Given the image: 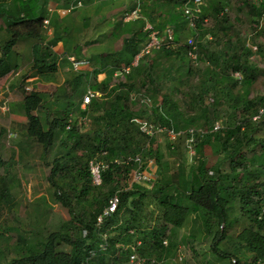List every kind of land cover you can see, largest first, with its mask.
Instances as JSON below:
<instances>
[{
	"label": "trees",
	"instance_id": "trees-1",
	"mask_svg": "<svg viewBox=\"0 0 264 264\" xmlns=\"http://www.w3.org/2000/svg\"><path fill=\"white\" fill-rule=\"evenodd\" d=\"M73 1L0 0V79L19 67L12 63L11 54L20 40L28 38L34 41L31 61L32 73L39 77L38 79L49 83L55 82L60 58L55 47L61 44L65 48L68 42L60 32L62 28L58 23L59 14L50 12L49 9L50 7L65 8ZM82 1L88 3L96 0ZM142 1L144 4L142 12L150 19L154 29L159 32V36L165 37V30L169 27L173 29L175 35L174 47L156 51L155 60L166 62L160 69L151 64H145L133 67L134 70H132L137 74L144 70L147 80L145 83H147L150 93L161 98V102L157 99L154 105L157 121L180 132L197 125L203 117L209 118L208 114L210 113L215 118L217 112L215 101H213L211 109L204 106L200 109L201 113L190 116L187 120L184 119L179 102L174 99V93L179 92L176 84H187L193 90L189 80L192 69L186 61L191 48L188 41L191 37L198 40L207 35L208 32L200 34L198 32L202 29L201 23L204 18L208 17L204 13L202 14L198 24L199 30L195 31L189 27L184 16L183 7L188 0ZM162 4L165 6L164 16H161L163 17L162 21L157 22V18L150 14L151 8ZM230 4L231 0H210L212 15L217 21L216 25L219 24L218 30L211 33L216 42L219 41L218 33L226 34L227 32L226 25L229 24L230 18L226 8ZM205 8L207 6H204L203 10ZM244 8L246 13L254 18L253 22L260 24L264 19V4H256L254 0H242L239 9L244 10ZM47 19L49 28L53 29L54 37L52 39H49L46 34L48 29L44 26V21ZM138 23L140 24V22ZM144 24L142 21L143 28ZM139 26H132L120 21L118 30L125 33L121 49L100 56L91 73L74 70L75 73H72L71 77L56 89V99L64 96L67 112L64 115H57L49 123V129L44 128L42 119L37 113L43 110L44 94L32 91L29 96L25 97L22 110H24L28 121L27 134L42 145L43 155L49 152L58 136H60L63 145L65 144L69 148L67 156L56 158L53 162L48 182L54 189L57 200L68 210L71 218L68 225L63 226L61 230L49 233L45 241L35 245H25V256L21 259H14L11 264H119L117 261L124 264L128 262L133 253L130 248H127L132 245L137 247L136 252L142 258H145V252L150 250L162 249L163 252L170 253L176 246L171 242L169 247L164 246V240L167 238L164 234L167 230L174 234L177 229L183 228L193 214H198L207 234L212 236L213 255L221 260L232 259L230 264H241V260L235 252L230 253L228 249H221L222 244L228 239V230L234 225L230 214L237 201L240 205L241 216L247 222V226L237 235L235 245L232 246L235 248L233 250L237 251V246L243 247L253 255L252 264H264V215H261L264 206V139L255 137L257 133L264 130V114L258 120H254V117L259 114V110L264 107V96L251 99L249 90L242 94L234 93L239 82L232 79L233 73L241 72L243 75L241 84L246 87L257 80L260 71L251 63V58L254 56L253 49L239 42L232 47L231 53L227 50L222 51V49L209 51L203 43L198 41V51L199 53L206 51L203 55L210 65V68L204 72V76L209 79L204 77L199 80L198 102L203 105L206 95L211 90H215L218 84L223 85L221 87L222 99H218V107L222 101L227 102L233 111L240 112L243 121L234 127L222 128L219 132L213 133L211 131L214 124L205 127V130L209 132L203 137H198L193 157L194 164L191 165L185 176H183V172L171 175L169 174L170 165L162 163L163 154L154 147L153 143L156 142V139H150L141 133L138 126L132 122L136 117L145 118V111L141 109L144 107H140L131 98L137 91L135 74L133 72L128 74L126 82L113 83L117 70L123 65H131L148 38L149 32H143L142 29L138 31ZM64 29L66 30V28ZM184 29L189 31V35L183 34ZM227 42L231 47L232 42L229 39ZM257 51L264 54L262 46L258 47ZM67 63L71 65L68 59ZM71 67L73 68L72 65ZM211 67L215 69L213 70ZM101 74H106V78L99 81L98 77ZM91 78L94 82L91 86L92 89L101 92L103 97L93 99L86 109H82L84 88L91 82ZM167 81L170 82V85L165 84ZM80 91L82 99L79 103L74 104V97ZM137 106H139L138 109ZM70 107L71 109H69ZM73 113L80 115L77 120L72 118L71 114ZM82 119H85L87 123L92 122L94 128L88 132L80 133L77 130V125H83ZM71 120V128L67 129ZM61 133L67 134L62 136ZM164 136L166 137V135ZM182 140L185 145L184 149L188 153L185 144L186 136L180 134L174 142L169 140L171 154L181 155L180 149L175 144ZM69 141L73 142L71 146L68 145ZM208 147H212L217 155L223 154V158L215 165H209L205 152ZM79 150L82 151L80 156L77 154ZM137 154L142 155L145 164L152 159L158 166L159 175L151 190L148 189L147 184L133 183L131 188L120 192V179L131 175L133 167L111 164L103 173L102 186L95 188L108 187V191L93 196L90 210L83 207L80 211L77 209L79 203H75L72 197L75 191L73 186L65 187V184L64 186L60 184L61 178L65 176V171L72 167L73 162L76 160L82 162L78 169V178L83 187L78 200L82 196L86 198L93 191L89 182L91 181L89 166L92 160L110 162L117 157ZM227 163L229 172L224 173ZM4 164L0 157V167ZM117 192L120 197L117 212L106 219L101 227H98L99 216L104 207L109 204L110 198ZM6 193L7 191L4 190L2 197H5ZM150 193H153L161 215L155 220L154 228L151 231H146L148 221L141 217V211L144 205L143 200ZM200 229L201 224H199ZM131 230H134L135 233L131 234ZM135 234L138 237L133 236ZM104 236H107L108 247L106 250H109V253H101L90 259L91 254L96 250L106 251L100 247L104 243ZM192 236L190 241L195 242L198 235L193 232ZM138 239L143 240V247L137 246ZM152 239L155 240L154 244ZM183 242L187 244V241ZM64 246L69 250H63ZM115 256L121 258L114 259ZM145 264H157V261L147 259Z\"/></svg>",
	"mask_w": 264,
	"mask_h": 264
},
{
	"label": "rangeland",
	"instance_id": "rangeland-1",
	"mask_svg": "<svg viewBox=\"0 0 264 264\" xmlns=\"http://www.w3.org/2000/svg\"><path fill=\"white\" fill-rule=\"evenodd\" d=\"M205 1L207 8L203 10V13L209 18V21L206 25L201 23L202 29L199 30L198 33H208L203 39L198 40L200 43H203L205 48L209 51H220L222 49V51L227 50V52L231 53L232 47L239 42L252 48L254 56L251 58V63L259 69L260 74L257 80L250 86L246 87L239 83L234 89V93L242 94L244 91L249 90V98L251 99L264 96V54H260L259 51H257L258 47L262 46L264 53V19L261 20L260 24L253 22L254 18L246 13L245 8L244 10L239 9L242 0H231V4L226 8L230 18L229 24L226 25L228 28L227 32L226 34L221 32L218 33L219 41L216 42L211 33L212 31L216 32V30H218L219 24L216 25L217 21L214 20L212 15L213 11L210 8V0ZM140 3L141 9H143V1L140 0ZM134 5H137L136 0H100L88 3L83 1V6L81 8L72 11L64 17L59 15L58 23L62 28L60 32L62 37L66 38L65 41H67L68 44L65 48L62 45L64 48L63 54H58L60 57L59 70L55 75L56 80L53 83L38 79L39 77L32 73V46L34 44L32 39L26 38L20 40L18 46L14 50L15 52L11 54L12 63L19 67L14 69V71L5 78L0 79V103L1 100L7 101L9 108V112L5 114L0 113V157L5 163L4 166L0 167V264H11L14 259L23 258L26 254L25 245H35L45 241L49 233L61 230L63 226L68 225L71 218L68 210L57 200L54 189L48 182V176L51 174L53 162L56 158L67 156L69 154V148L67 145H63L60 136H58L49 152L43 155L42 145L27 134L28 121L24 114V110H22L25 97L29 96L33 90L44 94L43 98L45 104L43 110L37 113L42 119L44 128L49 129V123L52 122L57 115H64L67 112L65 107L66 103L63 99L64 96L56 99L55 95L56 89L63 85L64 80L71 77L72 73H75L71 65L67 63V54L89 61L91 65L90 70H81V72L91 73L100 56L121 49L125 40V33L118 30V23L120 21L132 26L140 25L138 31L142 29L143 32L147 24L153 26L150 19L145 16L143 12L141 18L138 20L130 22L124 21L125 13L135 8ZM164 8L165 6L163 4L151 8L152 12L150 14L152 17L157 18V22L162 21L163 17L161 16H164ZM142 21L145 23L144 28L143 25L141 26ZM138 22H140V24ZM64 28H66V30ZM46 34L49 39L54 37L53 35H48V30ZM183 34L189 35V31L184 29ZM228 39L232 42L231 47H229V43L227 42ZM77 46H79V50ZM144 47L143 44L136 56H140L138 65L143 66L145 64H151L157 67V69H160L166 64V62L161 60H155L154 56L157 52L149 53L150 55L144 53V55L142 54L141 56ZM56 48L57 47H55V50ZM204 53H206V51H204ZM204 53H199L196 62L189 56L187 57L186 61L192 69L189 80L193 90L190 89L187 84H176L179 92L174 93V99L179 102L184 114V119L187 120L190 116L201 113L200 109L204 106L211 109L213 107V101L217 103V106H215L217 109L215 118L212 117L210 113L208 114L209 118L203 117L197 125L189 128L205 129V127H209L216 122H219L220 126L223 128L234 127L241 123L243 118L240 116V112L233 111L227 102L222 101L218 107V102L220 98L222 99L221 87L223 85L218 84L215 90H211L208 95H206L203 105L198 102L197 96L200 93V89L197 87L200 83L199 80L205 77L204 72L210 68L206 57L204 58ZM134 74L137 84V91H135L134 94L144 92L152 97L150 98V106L146 107L139 105L140 107H144L141 109L145 111V119L160 124L154 114V105L157 101L161 102L160 96L150 93L149 88H147V83H145L147 80L144 70L141 71L140 74L136 72ZM126 77L127 75L125 77H115L113 83L118 84L126 82ZM91 79V82L84 88V94L88 88L92 89L91 86L94 82L93 78ZM100 79L101 77L99 76L98 80ZM207 79H209V77H207ZM232 79L236 81L234 76ZM165 84L170 85V82L167 81ZM224 93V95H226V92ZM154 97H156V99H154ZM81 99L82 96L80 91L74 97V104L79 103ZM139 106H137V109ZM69 109H71V107ZM71 115L74 120H77L80 116L78 113H73ZM15 116L20 117L16 118ZM77 127L80 133H85L93 129L94 124L89 122L82 126L77 125ZM66 134L67 133H61L60 135L63 136ZM255 137L257 139H264V130L257 133ZM72 143V141H69L68 145L71 146ZM153 144L154 147L158 148L163 154L162 163L170 165L169 174L171 175L177 172H183V176H185L191 165L194 164V159H192L184 149L185 145L183 140L175 144V146L180 149L179 153H181V155L171 154L169 150L171 143L164 135L156 139V142L154 141ZM205 152L208 156L210 166L215 165L223 158V154L217 155L212 147H208ZM77 154L80 156L82 151L79 150ZM149 161H152V164H150ZM81 165L82 162L78 160L74 161L72 167L65 171V176L61 178L60 182L63 186L65 184V187L67 185L73 186L75 191L72 197L75 203H79L77 209L80 211H82L83 207L90 210L93 196L108 191V187L95 189L96 187L89 181L93 191H91L86 198L82 196L81 199L78 200V197L81 196V189L83 187L78 178V169ZM145 166L149 171L154 173V177H158L159 171L156 162L150 159ZM228 172L229 167L227 163L224 168V173ZM120 181L121 185L119 191L123 192L131 188L133 176L131 174L127 176V178L123 177ZM154 182L155 181L147 184L149 190L152 189ZM4 190H6L7 193L5 197H2V192ZM143 203L141 217H144V220L148 221L146 231H151L154 228L153 225L155 224V220L161 215V211L155 202L153 193L148 194L143 200ZM230 217L231 220H234V225L228 230V239L222 244L221 249H228L230 253L235 252L236 256L241 260V264H252V254L243 247L237 246V251L233 250L235 248L232 247L233 244L235 245L237 235L247 226V222L241 216L238 201ZM199 224H201L200 230ZM193 232H195V235H198L195 242L190 241L193 238ZM133 233H135L134 230H131V234ZM172 234L173 233L169 230L164 234V236L166 235L168 238L165 237L166 239L164 241H166L167 244H164V246L169 247L170 242L176 246L170 253L163 252L162 249L156 251L150 250L145 252V258H143L146 260H156L157 264H230L232 260H221L213 255L211 250L212 236L207 234L198 214L190 216L186 225L181 229H177V231L173 235ZM133 236L138 237L137 234ZM183 241H187V244ZM136 243H140V247L144 245L142 239H138ZM152 243H155L154 239H152ZM62 249L69 250V248L65 246L62 247ZM167 251L169 250L167 249ZM95 253L98 256L101 253H109V250L104 252L96 250ZM117 257L121 258L120 256H115L114 259H117ZM117 262L120 264L119 261Z\"/></svg>",
	"mask_w": 264,
	"mask_h": 264
},
{
	"label": "built area",
	"instance_id": "built-area-1",
	"mask_svg": "<svg viewBox=\"0 0 264 264\" xmlns=\"http://www.w3.org/2000/svg\"><path fill=\"white\" fill-rule=\"evenodd\" d=\"M256 4H264V0H254ZM137 5L135 6L134 9L128 11L124 15V21L125 22H130L133 20H138L142 16V9H141V3L140 0H136ZM83 6V1L82 0H74L68 7L65 8H50V12H57L60 16H66L72 11H75ZM206 6L205 0H188L185 6L183 7L184 11V16L186 20L188 21L189 27L195 31H198V24L201 21V17L203 14V7ZM209 21V18H204L203 24L206 25L208 24L207 22ZM44 26L48 29V35L53 34V29L49 28V20L44 21ZM145 31L149 32L148 38L146 42L144 43V49L141 52L144 55V53L151 54L156 51H160L163 48H172L175 45L174 43V31L172 28H167L165 30V37H160L159 32L154 29L152 25L147 24L145 27ZM198 35V34H197ZM198 40L195 37H191L188 41L189 46L191 47L188 55L191 59H193L194 62L198 60V55H199V49L197 46ZM149 54V55H150ZM67 59L70 61L71 65L73 66V69L75 71H81V70H90V63L87 60L84 59H77L74 56L67 57ZM140 60V56L136 57L134 59V63L132 62L130 66H122L119 70L114 75L115 77H120V76H126L130 74V72L133 70V67L138 66ZM235 78L239 81L242 80V74L237 72L235 73ZM103 97V94L99 91H94L91 88H88L86 90V93L83 97V102H82V109H86V107L92 102L93 99H100ZM132 100L138 103V105H143V106H150V97L144 93H138V94H133L131 96ZM9 112L8 108V102L1 100L0 103V113L5 114ZM264 114V107L259 110V114L254 117V120H258L262 115ZM71 122L67 126V129L71 128ZM83 124H86L87 121L85 119H82ZM134 122L141 133L145 134L148 136L150 139L155 138L159 139L161 135H166V137L171 141L174 142L177 137L180 134H183L186 136L185 144L187 151L190 155V157L193 159L195 156V148L197 145V140L198 137H203L206 133L209 131L205 129H196V128H189L186 131H180L176 132L173 128H168L162 124H157L154 121H151L149 119L145 118H140L136 117L132 120ZM222 129L220 126V123H216L215 126L213 127V131L211 132H218ZM154 161V160H153ZM150 162V161H149ZM155 162V161H154ZM118 165V166H132V176H133V183H139V184H148L152 183L155 181L156 177H154V173L152 171H149L147 167H145L144 159L142 155L137 154L134 156H122V157H117L113 159L110 162H106L103 160H92L90 162L89 166V172L91 176V183L94 187H101L103 184V173L105 170H107L110 165ZM152 164V161L150 162ZM155 172V170H154ZM120 204V197H119V192L115 193L109 200V204L104 208L102 214L98 218L97 226L101 227L105 220L111 217L113 214H115L118 210ZM264 211V209H263ZM104 243L101 244V249L106 250L108 247V240L107 236L103 237ZM164 244H167L166 241H164ZM140 243H138L137 246H139ZM127 248H130L133 253L130 255L128 262L124 264H145L146 259L142 258L139 256V254L136 252L137 247L134 245L128 246ZM96 254L93 252L91 254L90 259H93Z\"/></svg>",
	"mask_w": 264,
	"mask_h": 264
},
{
	"label": "crops",
	"instance_id": "crops-1",
	"mask_svg": "<svg viewBox=\"0 0 264 264\" xmlns=\"http://www.w3.org/2000/svg\"><path fill=\"white\" fill-rule=\"evenodd\" d=\"M96 1H100V0H96ZM103 1H105V0H103ZM107 1V0H106ZM227 10V9H226ZM17 46H18V44H17ZM16 46V47H17ZM15 47V48H16ZM15 48H14V50H15ZM61 48V49H60ZM63 50H64V48L62 47V45L61 44H58V46H57V48H56V52L58 53V54H63ZM15 52V51H14ZM67 57H69L68 55H67ZM210 66V65H209ZM211 69H215V68H212L211 67ZM11 74V73H10ZM8 76V75H7ZM100 77H101V79L99 80V81H102V80H104L105 78H106V74H101V75H99ZM5 78V77H4ZM3 79V78H2ZM34 79H37V78H34ZM66 80V79H65ZM64 80V81H65ZM33 91H35V90H33ZM21 112V111H20ZM16 118L17 117H20V116H15Z\"/></svg>",
	"mask_w": 264,
	"mask_h": 264
},
{
	"label": "clouds",
	"instance_id": "clouds-1",
	"mask_svg": "<svg viewBox=\"0 0 264 264\" xmlns=\"http://www.w3.org/2000/svg\"><path fill=\"white\" fill-rule=\"evenodd\" d=\"M199 41V40H198ZM189 45V44H188ZM190 50V49H189ZM189 56V55H188ZM93 71V70H92ZM235 73H237V72H235ZM234 73V74H235ZM239 73H241V72H239ZM233 74V76H234V78H235V75ZM242 74V73H241ZM242 77H243V75H242ZM235 80L236 81H238L239 83H241V81L243 80V78H242V80L241 81H239V80H237L236 78H235ZM216 123H219V122H216ZM215 123V124H216ZM215 124H214V126H215ZM223 128V127H222ZM213 131V130H212ZM219 132V131H218ZM211 133H213V132H211ZM263 209H264V206H263V208H262V211H261V215H264V211H263Z\"/></svg>",
	"mask_w": 264,
	"mask_h": 264
}]
</instances>
